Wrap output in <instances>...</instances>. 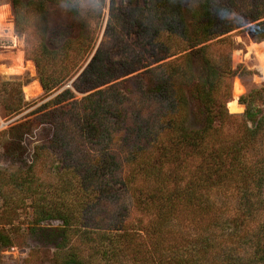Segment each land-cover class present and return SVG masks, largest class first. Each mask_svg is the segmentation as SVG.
Segmentation results:
<instances>
[{
  "label": "trees",
  "instance_id": "16d2710c",
  "mask_svg": "<svg viewBox=\"0 0 264 264\" xmlns=\"http://www.w3.org/2000/svg\"><path fill=\"white\" fill-rule=\"evenodd\" d=\"M10 1L15 30H27L32 10L40 37L46 39L45 3L57 0ZM184 1L146 0V10L111 12L116 22L126 17L145 36L148 54L157 62L145 70L146 83L138 88L142 103L153 107L151 113L128 112V98L116 84H108L118 76L110 72L109 54L98 46L76 79L88 85L75 84L90 92L70 100L73 93L64 88L55 99L66 102L38 115L52 126L50 140L35 148L28 169L34 177L21 173L16 183L20 194L7 193L4 201L20 207L30 199L34 221L61 222L66 247L61 264H264V110L257 117L249 106L242 116L227 112L222 86L236 70L228 52L215 55L208 43L230 29L226 17L234 2L202 0L190 19ZM67 2L72 14L82 15L75 2ZM255 7L246 11L252 20L264 16V5ZM263 36L264 26L257 32L258 39ZM93 40L87 31L66 36L59 47L45 41L33 46L29 57L46 93L75 74ZM23 105L20 82H1L5 116ZM230 120L240 123L236 130L226 127ZM120 130H126L119 139L121 145L129 142L122 155L132 168L116 182L130 192L139 215L130 220L120 216L110 230L97 233L94 213L107 198L108 177L120 167L121 152L111 149ZM48 157L56 163L54 180L42 184L33 170ZM137 238L142 248L138 259L133 248ZM0 240L11 245L2 231Z\"/></svg>",
  "mask_w": 264,
  "mask_h": 264
},
{
  "label": "rangeland",
  "instance_id": "374dc122",
  "mask_svg": "<svg viewBox=\"0 0 264 264\" xmlns=\"http://www.w3.org/2000/svg\"><path fill=\"white\" fill-rule=\"evenodd\" d=\"M21 1L27 4L31 0ZM67 1L75 2L82 15L72 14ZM96 1L46 2L42 24L46 25V40L40 37L37 28L38 16L34 11L30 10L27 13V30L18 32L14 27L11 1L0 0V83L11 80L20 82L24 101L23 108L10 118L5 116L4 110L0 107V231L8 234L11 240V245H4L0 240V264H61V255L66 248L62 245L61 222L57 219L34 221L35 216L30 199H26L24 205L19 207L15 203L6 204L4 198L7 193L16 196L21 189L16 183L21 180L19 177L23 176L20 174L28 171L36 146L46 145L50 140L52 126L41 122L38 115L66 102V100L57 101L55 99V96L64 88H68L73 93L70 100H79L90 92L78 90L75 84L80 88L88 85L85 79L77 83L76 79L98 46L109 54L110 72L118 75L108 84H116V89L128 98L129 103L132 102L131 106L128 103V112L139 110L142 115H146L153 110L151 105L142 103L138 88L139 83H146L145 70L157 65V62H154L153 57L148 54L151 50L146 45L145 36L135 31V27L131 26L128 18L123 17V20L119 22L111 18V12L120 13L128 7H135L137 11L146 10L144 3L146 0H113V5L111 0H103L102 5L94 3ZM232 1L234 7L226 17L230 29L208 41L209 50L215 55L228 52L229 64L232 69L236 70L235 74L225 79L222 86L227 112L233 116H242L249 106L257 117L264 110V49L257 48L264 41V36L261 39L257 38V32H260L261 27L264 26V16L252 20L246 11L249 8L256 9L255 6L260 9L264 5V0ZM201 2L202 0L184 1L183 5L188 12L187 18H192L191 13L199 10ZM4 10L9 12L2 19L1 12ZM142 13L144 16L147 15L144 11ZM153 21L157 22V20ZM82 24L85 25L83 28ZM87 31L94 37L92 51L84 61L82 60V66L61 88L46 93L39 82L35 64L29 57L30 50L41 41H45L52 48L59 47L66 36H76L79 32L86 34ZM196 65L200 67L198 61ZM132 67L136 69L125 73ZM234 86L237 87L235 91ZM248 95L249 98L246 100H239ZM52 100L55 101L45 106L46 102ZM126 123L131 126L133 120L127 117ZM239 124L237 120H230L226 127L236 130ZM125 132L126 130L118 131L114 144L111 145L112 150L118 151V148L121 152L120 167L113 176L108 177L112 180V184L109 183L106 186L107 198L99 201L98 210L94 213L98 224L93 226H97L98 229H94L97 233L110 230L115 223H118L115 219L120 216L130 220L139 215L132 203L130 192L120 182H116V179H124L132 168L131 163L125 161L123 157L124 148L129 142L121 145L122 142L119 139ZM44 160L45 158H42L40 163L36 162L33 170L36 181L42 180V184L54 180L51 172L56 166V163L52 164L49 157ZM28 176L34 177L31 171ZM138 241H140L139 238L136 239L133 247L137 251V259L140 258L139 253L142 251L141 243ZM126 263L120 260V263L116 264Z\"/></svg>",
  "mask_w": 264,
  "mask_h": 264
},
{
  "label": "bare ground",
  "instance_id": "6f19581e",
  "mask_svg": "<svg viewBox=\"0 0 264 264\" xmlns=\"http://www.w3.org/2000/svg\"><path fill=\"white\" fill-rule=\"evenodd\" d=\"M9 11L8 10H4V11H2L1 12V18L3 19L4 17H5V15L7 16V13H8ZM257 48L259 49V50H262V49H264V41L259 45V46H257ZM254 50V49H253ZM255 51V50H254ZM235 90H237V87H235L234 86V91ZM30 94V92L28 91V95Z\"/></svg>",
  "mask_w": 264,
  "mask_h": 264
}]
</instances>
